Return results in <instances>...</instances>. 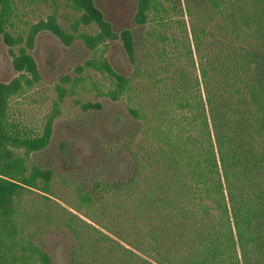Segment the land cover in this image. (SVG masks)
<instances>
[{"label": "trees", "instance_id": "obj_1", "mask_svg": "<svg viewBox=\"0 0 264 264\" xmlns=\"http://www.w3.org/2000/svg\"><path fill=\"white\" fill-rule=\"evenodd\" d=\"M66 1L75 31L96 28L71 38L95 50L115 37L92 0ZM137 2V28L122 33L131 75L103 57L93 66L108 80L98 94L125 97L133 124L99 149L75 184V202L67 204L82 217L61 209L52 221L74 240L71 264H264V0L246 9L237 0L225 7L223 0L210 7L209 0ZM14 6L2 0L0 33L10 50L20 47L11 52L19 78H36L27 53L34 33L24 40L8 31ZM56 14L35 26L65 37ZM147 45L154 64L153 56L146 63ZM20 88L0 84V264H52L26 234L22 201L34 190L51 195L52 170L32 156L49 144L60 109L55 103L40 134L23 133L6 109ZM122 154L132 169L119 179L114 160Z\"/></svg>", "mask_w": 264, "mask_h": 264}, {"label": "rangeland", "instance_id": "obj_2", "mask_svg": "<svg viewBox=\"0 0 264 264\" xmlns=\"http://www.w3.org/2000/svg\"><path fill=\"white\" fill-rule=\"evenodd\" d=\"M56 1L59 0H14L13 27L8 31L14 38L22 36L24 40L29 36L30 29L34 33L27 53L34 61L38 77L27 73L25 78H19L21 72L17 71L12 53H18L20 47L10 50L0 33V84L21 87L17 94L10 97L6 109L9 121L27 135L40 134L54 104H59L60 111L52 123L49 144L42 152L32 156L35 163L52 170L51 195L37 190L28 193L22 201V220L25 222L26 234L33 233L35 243L49 255L52 264H71L74 240L63 225L53 224L52 221H55L61 209L82 217L67 204L75 202V184L82 179V174L90 171L99 149L109 147L119 133L128 130L133 124L127 114L128 102L125 97L112 101L98 94L99 91L107 90L108 80L93 66L103 57L116 73L125 77L131 75L133 67L124 49L122 33L125 29L137 28L135 15L138 2L92 0L115 32L113 39L106 38V44L92 50L85 40L71 37L78 33L94 34L96 28L81 25L75 31L77 17L69 3L60 0L55 4ZM191 1L194 0H179L183 5L191 4ZM213 1L224 3L222 5L225 7L232 0H223L222 3V0ZM237 1L242 7L251 3V0ZM211 5L212 0H209L207 6ZM53 11L57 13L56 22L65 37L56 33L51 25L39 30L37 27L42 26H35L41 20L48 24V17ZM227 12L230 13V9ZM170 17L178 18L175 12H170ZM214 19L213 23L219 20V15ZM144 28L148 26L144 25ZM137 34V38L142 36ZM146 49L151 52L146 63H151L153 56L154 64L155 50L149 45ZM60 95L62 98L59 102ZM98 105L101 106L100 110L95 109ZM131 167L129 156L122 154L114 160V175L124 179ZM95 175L91 174L88 179Z\"/></svg>", "mask_w": 264, "mask_h": 264}]
</instances>
